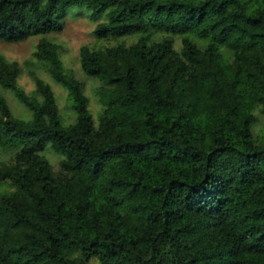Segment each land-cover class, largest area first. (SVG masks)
<instances>
[{
  "label": "trees",
  "instance_id": "16d2710c",
  "mask_svg": "<svg viewBox=\"0 0 264 264\" xmlns=\"http://www.w3.org/2000/svg\"><path fill=\"white\" fill-rule=\"evenodd\" d=\"M73 5L103 17L79 59L104 108L58 42L25 61L32 92L0 53V264H264V0H0V41L61 32Z\"/></svg>",
  "mask_w": 264,
  "mask_h": 264
},
{
  "label": "rangeland",
  "instance_id": "374dc122",
  "mask_svg": "<svg viewBox=\"0 0 264 264\" xmlns=\"http://www.w3.org/2000/svg\"><path fill=\"white\" fill-rule=\"evenodd\" d=\"M102 20L103 17L97 20L92 19L91 12L85 5H73L68 9V13L64 19V29L61 32L37 34L20 42L9 43L0 41V53L9 59L18 60L22 63L23 73L19 79V84L24 87L27 92H32L35 89V84L29 76L25 61L31 58L37 42L42 36H46L61 44L63 47V63L65 67L73 70L75 75L84 81L85 91L89 97V109L97 122L104 108V103L100 101L96 93V87L99 85L98 81L88 76L81 68L79 50L80 46L83 44L96 42L93 30L98 22ZM44 78L50 82L55 92L62 123L65 125L74 123L77 114L73 107V102L69 97L68 90L60 83L51 80L48 76L44 75ZM5 95L16 115L26 119L31 117L30 111L20 102L12 91H5ZM253 129L256 136L264 138V119L261 118L259 125L255 124ZM42 154L52 163H58L59 156L50 146H47ZM9 157L10 153L1 154L0 146V159H8ZM9 191V185L0 184V193ZM92 264H98V262L94 260Z\"/></svg>",
  "mask_w": 264,
  "mask_h": 264
}]
</instances>
